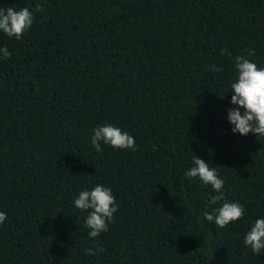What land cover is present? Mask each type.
I'll use <instances>...</instances> for the list:
<instances>
[{"label":"trees","instance_id":"trees-1","mask_svg":"<svg viewBox=\"0 0 264 264\" xmlns=\"http://www.w3.org/2000/svg\"><path fill=\"white\" fill-rule=\"evenodd\" d=\"M0 6L35 16L19 40L0 31L12 53L0 56V264H264L243 243L264 218V137L234 134L227 119L235 57L254 49L264 67V0ZM105 124L135 150L101 142L97 153L93 130ZM194 155L216 168L242 220L204 218L223 202L210 206L219 193L185 177ZM97 184L118 211L94 241L74 202Z\"/></svg>","mask_w":264,"mask_h":264},{"label":"clouds","instance_id":"clouds-1","mask_svg":"<svg viewBox=\"0 0 264 264\" xmlns=\"http://www.w3.org/2000/svg\"><path fill=\"white\" fill-rule=\"evenodd\" d=\"M40 9V6L37 5ZM35 22V16L28 7L16 10L14 7L5 8L0 6V31L9 38L19 40L28 32ZM227 50L222 49L225 54ZM247 54H240L235 57L234 64L237 70L236 79L231 83L230 88L234 93L231 97V104L237 107L228 109L227 119L233 126L232 132L247 136L253 133L257 138L264 137V67H258L250 58L256 55L255 50L248 48L244 50ZM12 53L5 46L0 48V56L9 59ZM230 55V54H229ZM206 71L222 72L223 67L209 65ZM243 109V112L241 111ZM92 144L97 153L103 151L101 142L111 145L116 149L135 150V139L127 132L112 124L97 126L93 130ZM193 166L185 173V177L199 180L219 195L212 196L209 205L220 206L211 211H204L203 216L209 222H214L219 228H225L230 223H235L244 218V208L238 202H228L223 194L225 181L219 177L215 167L194 155ZM75 207L81 211H88L85 227L90 231L89 237L96 240L102 233L109 231V224L113 222L114 214L118 211L115 196L112 189L101 184L95 185L91 190H82L75 199ZM7 219V214L0 212V224ZM244 246L250 248L255 255L264 252V218L255 220L250 231L246 233L243 240ZM103 251L96 247L86 250L88 255H95Z\"/></svg>","mask_w":264,"mask_h":264}]
</instances>
